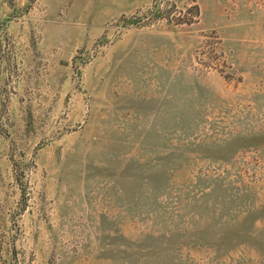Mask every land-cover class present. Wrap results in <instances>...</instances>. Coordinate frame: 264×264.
Segmentation results:
<instances>
[{"label": "rangeland", "instance_id": "374dc122", "mask_svg": "<svg viewBox=\"0 0 264 264\" xmlns=\"http://www.w3.org/2000/svg\"><path fill=\"white\" fill-rule=\"evenodd\" d=\"M0 264H264V0H0Z\"/></svg>", "mask_w": 264, "mask_h": 264}]
</instances>
